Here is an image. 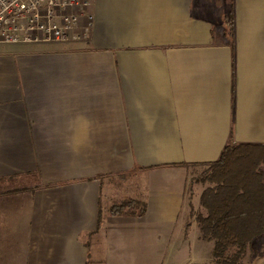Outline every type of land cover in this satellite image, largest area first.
<instances>
[{"label": "crops", "instance_id": "obj_1", "mask_svg": "<svg viewBox=\"0 0 264 264\" xmlns=\"http://www.w3.org/2000/svg\"><path fill=\"white\" fill-rule=\"evenodd\" d=\"M86 13L82 41L0 43V264H165L191 170L264 144V0Z\"/></svg>", "mask_w": 264, "mask_h": 264}, {"label": "trees", "instance_id": "obj_2", "mask_svg": "<svg viewBox=\"0 0 264 264\" xmlns=\"http://www.w3.org/2000/svg\"><path fill=\"white\" fill-rule=\"evenodd\" d=\"M220 27L232 46V6L222 14ZM263 162L264 144L228 142L216 160L200 165L204 169L199 180L205 186L199 196L198 213L189 202L185 228L194 220L199 238L213 243L211 260L202 264H252L253 239L264 233V184L260 169ZM187 193L190 199V187ZM124 206L121 204L115 210Z\"/></svg>", "mask_w": 264, "mask_h": 264}, {"label": "built area", "instance_id": "obj_3", "mask_svg": "<svg viewBox=\"0 0 264 264\" xmlns=\"http://www.w3.org/2000/svg\"><path fill=\"white\" fill-rule=\"evenodd\" d=\"M88 6L89 0H0V43L82 41Z\"/></svg>", "mask_w": 264, "mask_h": 264}, {"label": "rangeland", "instance_id": "obj_4", "mask_svg": "<svg viewBox=\"0 0 264 264\" xmlns=\"http://www.w3.org/2000/svg\"><path fill=\"white\" fill-rule=\"evenodd\" d=\"M204 169V166L195 167L191 170L189 182L187 187H190L194 194L202 191L205 184L200 182L199 174ZM260 169L263 175L264 184V162L260 165ZM30 182L22 183V186L26 188ZM201 193V192H200ZM198 213V208L195 210ZM177 229L175 234L177 233ZM185 241L174 236L171 244V251H174L173 255L167 257L165 264H202L211 260L213 243L197 238L198 230L195 224L191 225L188 229H185ZM182 243V244H181ZM253 246L255 253L251 259L252 264H264V233L253 239Z\"/></svg>", "mask_w": 264, "mask_h": 264}]
</instances>
